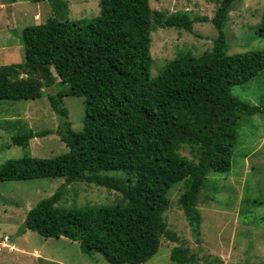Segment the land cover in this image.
<instances>
[{
  "label": "trees",
  "instance_id": "obj_1",
  "mask_svg": "<svg viewBox=\"0 0 264 264\" xmlns=\"http://www.w3.org/2000/svg\"><path fill=\"white\" fill-rule=\"evenodd\" d=\"M32 1H48L54 14L22 30L25 62L0 66V100L38 99L58 82L67 85L49 101L62 117L59 133L68 150L9 159L0 181L64 177L66 185L97 183L122 198L109 205L66 208L58 205L61 186L28 212L25 227L45 238L77 241L83 253H99L108 264H146L166 237L177 242L170 253L174 263H196L198 253L164 219L172 203L169 191L181 184L178 203L199 238L198 204L209 172L230 170L242 115L264 113V105L230 89L264 69L263 50L225 52L226 23L236 0H220L212 18L218 31L212 51L199 57L180 52L154 78L152 31L176 27L192 33L193 23L208 17L191 18L185 11L167 15L152 10L150 0H100V15L72 20L65 0ZM256 32L264 40V13ZM68 95L85 97L79 131L72 129L63 104ZM49 133L21 132L12 143L25 146ZM184 144L195 159L181 154ZM107 171L124 176L102 175Z\"/></svg>",
  "mask_w": 264,
  "mask_h": 264
},
{
  "label": "rangeland",
  "instance_id": "obj_2",
  "mask_svg": "<svg viewBox=\"0 0 264 264\" xmlns=\"http://www.w3.org/2000/svg\"><path fill=\"white\" fill-rule=\"evenodd\" d=\"M72 20L100 15V0H65ZM220 0H150L152 10L167 15L182 11L191 18L208 17L193 23L189 33L176 27H157L151 33L154 63L151 77L159 75L164 66L180 52L201 56L212 51L218 35L212 18ZM264 13V0H236L226 23L227 54L264 51V40L257 29ZM54 13L48 1L0 0V66L25 62L21 40L22 30L44 23ZM67 89L60 82L46 90L38 99L0 100V169L9 159L49 157L64 153L67 145L61 140L62 117L53 110L49 95ZM231 92L252 104L264 105V69L255 77L231 86ZM72 129L83 128L85 97L65 96ZM50 131L36 136L25 146L14 145L13 137L25 131ZM237 142L232 165L227 172H209L207 189L202 188L198 207L202 214L201 235L196 239L192 227L181 210L178 199L181 184L169 191L171 206L164 212L168 227L184 239L191 252L198 253L194 264H264V113L242 115L237 126ZM186 145V146H184ZM182 155L195 159L188 144ZM102 175H121L107 171ZM64 194L58 205L66 208L114 204L121 194L97 183L65 184L64 177L0 181V264H108L102 255L83 253L80 244L65 236L45 238L27 229L28 212L59 187ZM203 191V192H202ZM199 240V241H198ZM177 242L162 238L158 252L146 264H177L170 253Z\"/></svg>",
  "mask_w": 264,
  "mask_h": 264
}]
</instances>
